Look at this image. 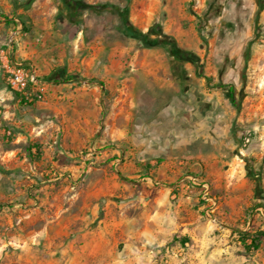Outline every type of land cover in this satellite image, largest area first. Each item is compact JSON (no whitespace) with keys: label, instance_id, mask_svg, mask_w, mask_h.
<instances>
[{"label":"rangeland","instance_id":"374dc122","mask_svg":"<svg viewBox=\"0 0 264 264\" xmlns=\"http://www.w3.org/2000/svg\"><path fill=\"white\" fill-rule=\"evenodd\" d=\"M85 1L96 7L75 8L63 0H52L56 12L45 33L13 15V8L23 3L28 7L30 0H0V13L22 21L18 32L11 25L7 43L29 35L36 47L50 49L35 60L19 61L33 77L29 90L41 98L23 106L29 117L28 126L18 128L23 138L14 142L12 133H7L9 139L0 143L2 149L17 150L15 163L5 166L0 159V264H110V253L98 249L116 243L122 249L129 226L142 227L146 211L163 210L153 203L161 189L187 179L199 193L192 213L214 227L217 263L241 264L240 255L251 263L260 248V264H264V7L255 20L256 0ZM113 5L126 9L132 29L150 39L174 41L198 60H179L178 73L217 68V82L235 81L239 108L234 107L236 119L230 134L237 145L223 146L222 167L209 162L210 176L201 161L197 170L166 175L177 165L182 149L172 146L175 139L154 137L145 124L135 123L146 119L149 102L142 92L146 88L142 64L156 52L169 60L170 47L167 43L145 47L138 39L121 34L122 17ZM42 37L46 39L43 44ZM92 55L90 69L94 70L107 67L113 58L121 60V74L132 85L129 117L127 109H122L107 118L112 111L107 96L88 99L101 94L99 90L72 101L65 97L64 87L54 90L44 78L53 65L82 68V60ZM217 58L222 62L214 61ZM202 106L209 108L206 102ZM206 150L210 155L220 151L211 144ZM231 162L241 165L248 179V202L229 204L212 198L214 176L227 170ZM177 202L173 198L167 210L182 216L187 210ZM228 229L244 231L248 248L219 250L230 238ZM252 236L259 239L257 246ZM234 239L237 242L240 236Z\"/></svg>","mask_w":264,"mask_h":264},{"label":"crops","instance_id":"0c3cea01","mask_svg":"<svg viewBox=\"0 0 264 264\" xmlns=\"http://www.w3.org/2000/svg\"><path fill=\"white\" fill-rule=\"evenodd\" d=\"M30 2L28 7H24L23 5L27 3H23L19 8H13V11L16 12L13 15H19L28 23L34 24L36 29L46 33L52 22V16L56 12L55 5L52 0H30ZM9 19L4 13H0V143L3 139H9L5 135L7 133H12L14 142L21 140L23 134L18 128L27 127L29 121L23 107L25 102L21 101L18 92L8 87L7 62L35 60L46 50H50L49 48L43 49L40 45L36 47L29 35L25 37L19 35L14 40L8 39L7 43L5 38L11 33L9 31L11 25L18 32V27L22 22L17 23L15 17ZM44 40H46L45 37H42V44L45 42ZM49 47L51 48V45ZM150 55L149 62L142 64L146 76V88L142 92L146 94L145 98L149 101L147 103L148 110L146 119H136L135 123L145 124L154 137L167 141L175 139L172 146L182 149L181 154L177 155L179 156L177 165L169 168L166 175L173 177L176 172L197 170L199 168L197 165L201 161L203 170L210 176L212 172L208 168L209 162L220 163L222 167L224 165L222 157L225 156L222 152L223 146L228 144V147L235 148L237 145L235 137L230 134L236 118L234 106L227 97V87L213 86V84L219 83L217 82V76H219L217 68H215L216 70L210 68L208 71L204 68V74L211 80L207 84L205 79L198 75V70L191 73L181 69V74L178 73L177 67L180 64L178 59L170 57L168 60L163 53L159 52L150 53ZM94 57L92 55L84 58L82 68H63L64 78L70 80L47 81V83L52 88L54 87V90L64 87L65 97L72 101L78 98L84 99L85 92L99 90L101 94L89 96L88 99L98 101L99 98L107 96L108 107L112 109V111L109 110L107 118H113L116 114L115 110L122 109H127L129 117L133 104L130 93L132 85H127L126 79L121 74V60L113 58L107 67L104 65L103 68L94 70L90 69V63L93 62ZM70 59H72L71 56ZM97 60L99 62L98 58ZM214 61L222 62L219 58ZM54 68H58V66H51L46 74H49ZM78 77L80 79H77ZM85 78H95L103 84L89 82ZM185 82H191L192 85H182ZM78 83H80L78 88H72ZM220 83L230 84L235 96L234 80L228 81V83L221 81ZM217 94H220V97L216 96ZM202 102L208 103V110H204ZM10 129L13 131L11 132ZM226 139L227 143H224ZM210 144L214 149H220L219 153L208 154L206 149ZM16 153L17 150L13 147L0 148V159L5 166L13 164L17 160ZM183 177L189 176L183 175ZM214 177L210 186L211 193H214L212 198H222L229 204H236L243 200L249 201L251 189L241 165L231 162L227 170L217 172ZM222 178L223 181H221ZM192 183L193 181L187 179L162 188L153 203L161 205L163 210L160 212L146 211L143 214L145 223L142 227H137L136 224L129 226L126 238L123 239L126 244L122 249L119 243H116L100 247L98 250L103 254L110 253V264H218L214 258L218 249L214 227H210L206 220L191 211V206L199 199V193ZM214 190L215 192H213ZM216 190H218V195H216ZM175 197L178 206L187 210L182 216H177L175 213L170 214L167 210L169 203ZM231 217L233 216L231 215ZM236 234L240 236V240L237 242L234 239ZM243 234L244 231L229 230L230 238L226 247H219V250L230 252L234 246L248 248L247 240L243 239ZM174 236L177 238L174 239ZM205 254H207V259H203ZM240 258L241 264H260V248L253 254L251 263L243 255H240ZM232 262L230 264H234Z\"/></svg>","mask_w":264,"mask_h":264},{"label":"trees","instance_id":"16d2710c","mask_svg":"<svg viewBox=\"0 0 264 264\" xmlns=\"http://www.w3.org/2000/svg\"><path fill=\"white\" fill-rule=\"evenodd\" d=\"M63 1L67 6H71V7H75V8L89 9V8H95L96 7V5H94L93 3L85 1V0H63ZM256 3L258 6H257V10H256L255 15H254L255 20L257 19V16L263 7L261 0H256ZM112 8L116 12H118V14L122 17V24L118 27V30L121 34H123V35L127 34L130 37L138 39L140 41V43L145 47H151V46L167 43L170 47L169 50H170L171 57L178 59V60L192 59L193 61H195V63H197L196 58L186 55V52L183 51L182 49L178 48L174 41L170 40L168 42H165L161 39H150L146 33L132 29L131 25L128 23V21L126 19V9L120 8L119 6H114V5L112 6ZM198 75L203 77L207 84H209L211 82L209 77L204 74L203 69L201 67H198ZM44 78L47 81H53V82H64V81L70 80L69 78H67V79L64 78L63 70L60 67L52 69L50 71V73L47 76H45ZM77 79H80V77H78ZM86 80H88L89 82H98L100 85L103 84L101 81H98L95 78H88ZM213 86H218V87H223V86L225 87L226 86L227 90H228L227 97H228L230 103L236 109L239 108V103H238L236 97L234 96V91H233V88L230 84H223V83L219 82V83L213 84ZM19 96H20V94H19ZM21 101H23V100L21 99ZM0 170H2V169H0ZM251 242L254 244V246H257L259 243V239L253 237Z\"/></svg>","mask_w":264,"mask_h":264},{"label":"built area","instance_id":"2783aa9c","mask_svg":"<svg viewBox=\"0 0 264 264\" xmlns=\"http://www.w3.org/2000/svg\"><path fill=\"white\" fill-rule=\"evenodd\" d=\"M7 83L8 87L20 94V99L25 103H34L41 98V94L33 95L29 90L30 82L33 77L28 74L22 63L19 62H7ZM248 141V138H245Z\"/></svg>","mask_w":264,"mask_h":264}]
</instances>
